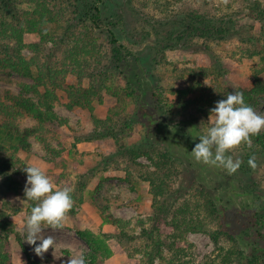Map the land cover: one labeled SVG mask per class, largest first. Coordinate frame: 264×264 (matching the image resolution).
I'll list each match as a JSON object with an SVG mask.
<instances>
[{
    "label": "trees",
    "instance_id": "obj_1",
    "mask_svg": "<svg viewBox=\"0 0 264 264\" xmlns=\"http://www.w3.org/2000/svg\"><path fill=\"white\" fill-rule=\"evenodd\" d=\"M109 2L113 6H110ZM127 4L130 7L133 0H0V71L11 70L33 78L34 83L24 84L22 91L38 97L37 101H34L24 96H10V102H7L0 95V115L3 118L0 123V188L18 191L19 183L12 174L13 171L17 173L23 168L18 166L23 162L16 155L20 151L31 149V138L44 143L48 133L55 132L66 123L55 111V105L59 100L56 90L63 89L69 74L76 75L81 85L85 78H88L91 84L88 88L80 85L67 90L68 107L83 105L82 101L86 99L89 101L88 107L93 111L92 99L101 97L102 84L105 81L100 74L89 70L92 60L101 50L103 52L104 47L95 42L93 32L105 31L110 38L107 49H104L106 53L111 54L107 58L127 79L126 88L112 92L106 87V90L125 99L137 93L141 104L139 111L142 110L131 119H123L122 114L127 102L125 99L121 100L118 109H112L106 119H95L96 128L93 132L97 137L116 138L119 132L115 127L119 123L122 125L120 131L126 132L131 122H137L139 117L147 119L150 140L142 145L126 148L120 155L124 157V161L137 165H141L138 159L142 156L150 161L149 164L141 166L147 168L143 178L150 184L155 209L153 215L147 219L150 222L138 220L141 230L137 236L130 228L131 220L115 217L108 212L109 207L106 206L100 208L104 222L120 229L117 234L119 242H123L125 238H143L145 250L140 253L148 258L147 264H155L156 258L167 259L165 250L170 255L168 264H199L196 263L194 255L189 256L190 250L195 248L194 243L188 240L190 232H203L209 235L214 243L213 255L204 264H264V194H260V185L257 183L241 181L243 175L255 172L262 165L264 167V130L251 137V147L241 143L227 153L242 161L239 169L233 173L222 167L197 162L192 157L190 149L199 143V138L195 136L202 132L198 121L193 118L185 121V126L180 128L192 134V139L187 145L189 151L174 148L171 150L164 131V124H168L162 120V116L154 114L156 111L163 113V110H158L160 105L149 110L145 103L146 90L138 91L135 88V80L128 70L132 59L140 72L146 74L148 61L120 41L122 33H127L123 10V6ZM255 5L259 12L254 17L261 23V32L244 36L241 41L251 45L247 49L249 57L258 55L264 60V10L259 8V2ZM134 11L140 15L139 11ZM148 18L141 14L138 20L149 23ZM229 22L223 18L210 17L199 10L184 11L180 13L179 18L159 21L158 28H154V33L158 36L154 48L160 58L155 56L153 61L158 65L166 58L167 49L177 47L193 49L197 46L207 53L211 52L214 44L225 40L232 33L233 28ZM146 34L150 36L151 32L147 31ZM29 38L33 40L28 42ZM26 48H29L33 55H25ZM56 59L60 60L55 62ZM147 59L151 62V53ZM103 60L104 54L99 63ZM212 69L203 68L194 72L198 81L196 89L202 92L200 100L212 103L238 91L243 93L246 103L255 110L260 103L259 98L264 95V67L254 69L247 86L223 88L206 94L202 81L217 74L218 69ZM102 73L105 74V71ZM196 102L197 100L185 101L184 111ZM27 116H33L36 124L22 127L19 122ZM179 150L182 154L177 152ZM6 152L10 154L5 156ZM187 170L194 171L196 176L186 177L188 181L183 183L185 179L182 180L180 175L187 173ZM126 180L132 182L130 175ZM179 181L181 183L178 184ZM216 182L224 189L223 196L213 194L210 190L215 188ZM86 187L84 181L80 182L78 190L70 193L72 200L83 203ZM232 199H237L236 202L241 206L240 210L232 213L239 217L238 223L253 230V239H250V242H245L246 234L239 233V226L232 225L234 218L228 213L233 211L230 208ZM15 233V224L8 212L0 211V264H15L9 241L11 234ZM78 234L90 247V258H86L87 262L103 264L102 260L110 255L111 248L89 230H80ZM17 237L21 239L20 236ZM249 243L251 251L247 249ZM21 245L27 256V264H41L22 242ZM187 257L190 258L186 259Z\"/></svg>",
    "mask_w": 264,
    "mask_h": 264
},
{
    "label": "rangeland",
    "instance_id": "obj_2",
    "mask_svg": "<svg viewBox=\"0 0 264 264\" xmlns=\"http://www.w3.org/2000/svg\"><path fill=\"white\" fill-rule=\"evenodd\" d=\"M258 2L259 8L264 10V0H133L130 7L128 4L123 6L127 33H122L120 41L128 49L139 53L148 61L146 74L140 72L132 59L128 70L135 80V88L138 91L146 90L145 103L149 110L155 109L157 105H160L158 110H163V113L156 111L154 114L162 116V120L168 124H164V131L171 150L174 148L189 151L187 145L192 139V134L188 130L180 128L185 126V121L193 118L198 121L199 126L204 131L209 127L210 106L211 108L215 107L217 102L214 101L212 104L200 100L202 92H198L196 89L198 88V81H196L195 71L214 67L218 69L217 74L202 81L206 87L204 93L208 94L210 91H219L223 88L247 86L251 81L254 69L264 67V60L260 56L249 57L247 55V49L251 45L241 41L244 36L261 32V23L254 17L259 12L255 9V4ZM109 4L113 6L112 3L109 2ZM135 9L140 12V15L148 16L149 23L140 22L138 20L140 15L135 14ZM189 10H199L210 17L230 21L229 23L233 28L232 33L225 40L214 44L209 53L197 46L194 48L197 47L198 49L183 47L167 49L165 51L166 58H163L157 65L153 61L155 56L157 59L160 58L154 48L158 40V36L154 33L155 26L158 28L159 21L165 22L168 19L179 18L180 13ZM147 31L151 32L150 36L146 34ZM93 35L96 39L95 42L104 47L103 52L101 50L92 60L89 70H94L105 79L102 84L101 97L92 99L93 111L88 107L89 101L86 99L81 100L83 105L68 107L67 90L73 86L79 87L81 85L76 75L69 74L64 81L63 89L56 90L59 100L55 105V111L65 119L66 123L55 132L48 133L46 136L47 144L33 137L30 139L31 149L20 151L16 155L23 162L18 166L21 165L23 168L26 165L41 167L53 182L54 187H68L73 192V190H78V185L84 181L87 184L84 190V201L78 203L76 200H72L73 210L70 209L66 213L60 227L42 225L43 235L45 237L51 236L55 243L54 247L50 246L43 256H38L34 251L35 245L27 243L22 235L25 230L26 217L30 213L31 205L34 204V202L26 199L24 193L27 173L23 168L17 173L13 171L12 175L18 181L20 189L7 191L3 187L0 188V211L8 212L10 219L15 224L16 233L9 237L15 264L28 263L21 242L41 264H69L71 255H75L81 250L85 253L86 258H90V247L86 240L78 234L80 230L93 232L111 248L112 252L103 258V264H147L148 258L140 253L141 250H145V240L143 238H125L123 242H119L117 234L120 233V229L105 223L100 211V208L106 206L109 207L108 212L115 217L131 220L130 228L134 230V234L137 236L141 230L138 220L144 219L146 222H150L147 219L153 215L155 207L150 193V184L143 178L147 168L141 166L149 164L150 161L142 156L138 159L141 165H137L131 161H124V157L120 155L126 148L142 145L150 140L147 133V119L139 117L137 122H131L126 132L125 130L120 131L122 128L120 123L117 127L114 126L115 130L119 132L116 138L94 135L95 119H106L111 114L112 109H118L120 101L125 99L107 90L115 92L126 88L127 79L120 69L115 68L110 62L111 60L107 58L111 55L104 50L107 49L110 40L107 33L96 30ZM32 40V38L27 39L28 42ZM198 42L201 44L199 39ZM24 53L27 56L33 55L29 48H26ZM150 53L151 62L147 59ZM103 54L104 60L99 63ZM57 60L60 59H56L55 62ZM103 71L105 74L102 73ZM262 76L264 77V73ZM33 83L34 79L31 77L11 70L0 71V95L7 102H10V96H24L29 100L37 101L36 95L22 91L24 84ZM90 84V80L85 78L82 80L81 86L88 88ZM204 97L206 98V95ZM125 100L127 103L122 118L131 119L140 109L138 94L135 93ZM188 100L194 102L197 100V102L184 111L183 103ZM259 100L260 103L255 111L264 114V95ZM116 119L118 118L116 117ZM2 121L3 118L0 115V123ZM19 124L22 127H30L36 124V119L33 116H27L21 119ZM177 152L182 154L180 150ZM9 154L10 152H6L5 156ZM152 169L150 168V170ZM128 175L131 177V183L126 180ZM193 175L196 176L194 171L187 170V173H182L180 177L184 180ZM187 181L188 178L183 183ZM206 181L210 182L208 178ZM241 181L251 184L257 183L260 185V194H264L263 165L255 172L243 175ZM1 183L2 178L0 177ZM179 183L181 182L179 181ZM210 190L213 194L218 193L223 196L224 189L218 182H216L215 188ZM236 201L237 199L231 200L230 208L233 211L228 212L229 216L234 218L232 225L239 226V233L246 234L244 236L245 242H250V239H253V230L238 223L239 217L232 214L241 209L240 204ZM130 232L133 233V231ZM17 236H20L21 239L19 240ZM188 240L195 245V248L190 250L191 255L189 256L194 255L196 263H207L215 248L210 236L203 232H190ZM38 243L40 241H37ZM247 249L252 250L250 243ZM165 256L167 257L165 260L156 258L155 264H168L170 255L167 254L166 250ZM188 258L190 257L186 259ZM177 264L183 263L178 262Z\"/></svg>",
    "mask_w": 264,
    "mask_h": 264
},
{
    "label": "clouds",
    "instance_id": "obj_3",
    "mask_svg": "<svg viewBox=\"0 0 264 264\" xmlns=\"http://www.w3.org/2000/svg\"><path fill=\"white\" fill-rule=\"evenodd\" d=\"M208 122L209 127L195 136L199 138V143L190 151L192 157L197 162L222 167L229 173L235 172L242 161L227 153L241 143L251 147V137L264 130V114L257 113L246 103L243 93L235 91L216 102L215 107L210 109ZM23 170L27 173L25 197L34 204L26 217L22 235L27 243L35 245V253L43 256L50 246L54 247L55 242L51 236L43 235L42 225L61 226L73 206L71 189L54 187L39 166L26 165ZM37 241L40 243L37 244ZM69 264H87L85 253L81 250L71 255Z\"/></svg>",
    "mask_w": 264,
    "mask_h": 264
},
{
    "label": "built area",
    "instance_id": "obj_4",
    "mask_svg": "<svg viewBox=\"0 0 264 264\" xmlns=\"http://www.w3.org/2000/svg\"><path fill=\"white\" fill-rule=\"evenodd\" d=\"M87 264H89V262H87Z\"/></svg>",
    "mask_w": 264,
    "mask_h": 264
}]
</instances>
